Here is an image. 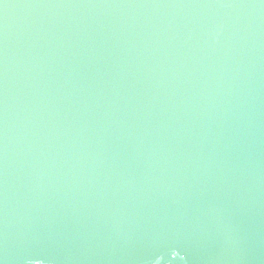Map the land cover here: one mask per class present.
Returning <instances> with one entry per match:
<instances>
[{"label":"water","instance_id":"95a60500","mask_svg":"<svg viewBox=\"0 0 264 264\" xmlns=\"http://www.w3.org/2000/svg\"><path fill=\"white\" fill-rule=\"evenodd\" d=\"M0 264H264V0H0Z\"/></svg>","mask_w":264,"mask_h":264}]
</instances>
